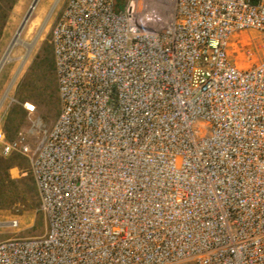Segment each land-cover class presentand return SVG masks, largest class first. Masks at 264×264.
Returning <instances> with one entry per match:
<instances>
[{
  "label": "built area",
  "instance_id": "built-area-1",
  "mask_svg": "<svg viewBox=\"0 0 264 264\" xmlns=\"http://www.w3.org/2000/svg\"><path fill=\"white\" fill-rule=\"evenodd\" d=\"M246 30L264 38V0H67L56 120L24 102L29 129L0 131L47 228L0 264H264V57L228 54Z\"/></svg>",
  "mask_w": 264,
  "mask_h": 264
},
{
  "label": "rangeland",
  "instance_id": "rangeland-1",
  "mask_svg": "<svg viewBox=\"0 0 264 264\" xmlns=\"http://www.w3.org/2000/svg\"><path fill=\"white\" fill-rule=\"evenodd\" d=\"M32 1L33 0H17L11 10L0 37V60L4 56L8 45L12 41L20 22L22 21ZM66 2L67 0H39L20 35L21 43L13 46L9 53L8 61L0 68V101L9 87L0 109H5L7 106L8 114L9 112H12L14 115L22 117L21 124L17 126L16 132L20 130L26 131L30 127V123L27 120V114L23 108V100L36 105L37 111L34 116L36 118H40L46 126H51L58 116V101L51 98L45 99L42 104H39V101H37L43 98L39 96L37 90L35 91V88L33 87V73L30 70V67L34 56L39 53L42 43L48 42L50 29L66 5ZM170 2L171 0H154L155 5H158L159 7H168ZM45 21L46 24L41 32V35L27 55V58L14 82L11 84L18 67L26 55V44H29L34 40ZM249 49L253 52V56L251 59L247 60L246 51ZM228 54L231 60L239 67H246L253 63H257L264 57V38L256 30H246L237 33L230 41ZM7 121V118H5V126L10 125V122ZM9 127L11 130L13 129L12 125ZM14 137L15 134H13V138ZM18 162L20 163L19 165L23 175H19L17 177L14 176L12 179H22L24 181L26 186L21 185V190L23 188L24 191L28 193V196L25 194L28 201L34 192L37 194V197H39L34 180L30 173L28 160L25 157L19 156ZM0 189H2L1 185ZM10 197L11 196L8 197V200ZM11 200L12 198L9 200V203H11ZM5 203L4 200L0 202V205L3 206V208L0 206V241L15 237L40 236L45 233L47 222L44 215L39 210V201L38 206L34 209L28 208L26 206L27 204L21 201V199L17 202V204L9 205V203ZM5 207L9 208L4 209ZM11 220L18 221V228L9 227L8 223Z\"/></svg>",
  "mask_w": 264,
  "mask_h": 264
},
{
  "label": "trees",
  "instance_id": "trees-1",
  "mask_svg": "<svg viewBox=\"0 0 264 264\" xmlns=\"http://www.w3.org/2000/svg\"><path fill=\"white\" fill-rule=\"evenodd\" d=\"M16 1L17 0H0V37ZM124 2L125 0H116V10H120ZM30 70L33 73V87L35 88V91L37 90L39 96L43 98L37 100L39 101V104H42L45 99L48 98L58 101L53 54L51 46L48 42L42 43L39 53H37L32 60ZM23 102H25V100H23L22 103ZM21 118V116H16L12 112H9L7 122H10L9 126L12 125L13 129L11 130L8 125L5 126L6 140L13 139V134H16L17 126L21 124ZM16 156L19 155H11L9 157L0 158V185L2 187V189H0V200H4V203H9V200L12 198L11 203H9L10 205L17 204V202L21 199V201L27 204L26 206L28 208L34 209L38 206L39 197H37V194L34 192L28 201L26 199L28 193H26L23 188V191L21 190V185L26 186L24 181L22 179H11L8 174V169L14 164L15 159L17 158ZM9 196L11 197L8 200ZM1 208H3V206ZM6 208L7 207L4 209Z\"/></svg>",
  "mask_w": 264,
  "mask_h": 264
},
{
  "label": "water",
  "instance_id": "water-1",
  "mask_svg": "<svg viewBox=\"0 0 264 264\" xmlns=\"http://www.w3.org/2000/svg\"><path fill=\"white\" fill-rule=\"evenodd\" d=\"M38 1H39V0H33V1H32V3L30 4L28 10L26 11V13H25V15H24L22 21L20 22V25H19V27H18V29H17L15 35H16V34H20V33L23 31V28L25 27L27 21L29 20V18H30V16H31V14H32V12H33L35 6L37 5V2H38ZM46 21H47V20H46ZM46 21L42 24V26H41V28L39 29V31H38L36 37L34 38V40H33L31 43L27 44V45H28V46H27V52H26V55L24 56V61L26 60L27 55H28L29 52L31 51V49H32V47L34 46L35 42L38 40L39 36L41 35V32H42V30H43V28H44V26H45V24H46ZM15 35H14V37H15ZM14 37H13V39H14ZM13 39H12V41L10 42V44L8 45V48L6 49L5 54H6L7 52L9 53V52L11 51V49L13 48V46L15 45ZM5 54H4V56H5ZM4 56H3L2 59L0 60V68H1V66L5 63V61H4ZM24 61H23V62L20 64V66L18 67V69H17V71H16V73H15V75H14V78H16L17 74L19 73V71H20V69H21V67H22V65H23V63H24ZM13 81H14V80L12 79L11 82L13 83ZM8 90H9V87H8V89H7L6 92H8ZM6 92H5V93H6ZM2 99H3V97H2ZM2 99H1V101H2ZM1 101H0V106H1Z\"/></svg>",
  "mask_w": 264,
  "mask_h": 264
},
{
  "label": "crops",
  "instance_id": "crops-1",
  "mask_svg": "<svg viewBox=\"0 0 264 264\" xmlns=\"http://www.w3.org/2000/svg\"><path fill=\"white\" fill-rule=\"evenodd\" d=\"M4 100H3V102H4ZM7 114H8V112H7V106L5 107V109H3V108L0 109V131H2L4 133V135H6L4 120H5V118H7ZM1 146L2 145L0 144V158L3 157L1 155ZM16 157L17 158L15 159L14 164L8 169V174H9V176L11 174V177H10L11 179L14 178V176L17 177L19 175H23L22 170H21L20 165H19L20 163L18 162V157L19 156H16ZM14 180H16V179H14Z\"/></svg>",
  "mask_w": 264,
  "mask_h": 264
},
{
  "label": "bare ground",
  "instance_id": "bare-ground-1",
  "mask_svg": "<svg viewBox=\"0 0 264 264\" xmlns=\"http://www.w3.org/2000/svg\"><path fill=\"white\" fill-rule=\"evenodd\" d=\"M21 33H22V32H21ZM21 33L15 35V37H14V39H13L15 45L21 43V40H20V35H21ZM27 46H28V45L26 44V47H27ZM9 53H10V52H9ZM9 53L7 52V53L5 54V56H4V61H5V62L8 61ZM23 61H24V58H23ZM23 61H22V62H23ZM13 80H15V78H13ZM13 82H14V81H13ZM11 84H12V82H11ZM6 95H7V92L4 94V97H3L2 101H1V104H2L3 100L5 99Z\"/></svg>",
  "mask_w": 264,
  "mask_h": 264
}]
</instances>
